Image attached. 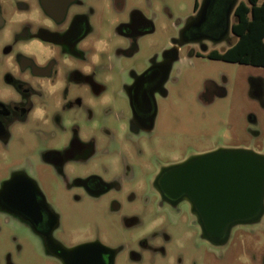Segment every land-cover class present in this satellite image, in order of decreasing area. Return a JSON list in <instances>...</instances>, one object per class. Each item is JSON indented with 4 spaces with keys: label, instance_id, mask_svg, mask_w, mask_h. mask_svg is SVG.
I'll return each mask as SVG.
<instances>
[{
    "label": "rangeland",
    "instance_id": "obj_1",
    "mask_svg": "<svg viewBox=\"0 0 264 264\" xmlns=\"http://www.w3.org/2000/svg\"><path fill=\"white\" fill-rule=\"evenodd\" d=\"M84 1V10L91 11L93 37L103 39L109 56L102 57L94 74L101 80L96 91L102 96L101 102L90 103L94 105L91 115L84 109L60 108L55 112L59 115L57 124L33 125V134L31 124L13 129L1 151L0 180L17 163L31 177L42 179L59 215L56 234L60 239L91 234L109 240L121 235L131 243L133 236L148 233L149 240L153 231L155 237L151 242L160 240L166 254L163 263L147 254L145 259L151 258L154 264H264V199L259 220L233 227L227 243L214 248L200 238L185 203L176 209L160 207L152 188V178L161 167L192 155L216 149H242L264 156V68L207 60L205 52L214 48L210 44L203 49L191 47L193 52H199V57L183 50L155 96L156 113L151 130L131 135L123 119L124 86L131 74H138L152 58L159 59L177 42L180 29L193 15L195 0H122L119 8H114L113 0ZM263 1L258 0V4ZM134 12L141 13L152 29L130 43L119 37L114 27ZM3 31L5 42L9 43L8 27ZM70 116L75 117V123L66 122ZM84 116L97 117L100 126L108 131H96L93 151L83 161L85 167L120 184V191L97 201L69 199L47 183L46 172L31 171L29 166L32 153L38 159L47 147L60 149L73 125L89 134L93 129ZM111 194L113 199L109 197ZM113 203L117 206L115 210H111ZM127 218L137 219L134 228L122 226L121 222ZM11 233H15L16 240L10 241ZM1 235L0 264L35 262L31 247H37L36 240L18 223L1 224ZM162 236L167 239H161Z\"/></svg>",
    "mask_w": 264,
    "mask_h": 264
},
{
    "label": "flooded vegetation",
    "instance_id": "obj_2",
    "mask_svg": "<svg viewBox=\"0 0 264 264\" xmlns=\"http://www.w3.org/2000/svg\"><path fill=\"white\" fill-rule=\"evenodd\" d=\"M112 2L114 8H119L122 0ZM240 2L243 1L213 0L201 27L186 30L187 23L197 16L200 7L201 2L194 1L193 15L180 29L178 40L171 44V49L157 60L149 59L150 64L138 74H131L123 91L126 99L123 119H126V129L131 135L151 130L156 113L155 96L163 88L178 53L187 50L189 55L199 57V52H193L191 47L203 49L205 44H210L214 48L205 52L207 60L234 63L221 56L236 42L231 27L236 23L234 11ZM84 3V0H0V156L13 129L31 124L30 132L33 134V125L57 124L59 115L55 112L60 108L84 109L91 115L94 105L90 103L101 102L102 96L96 92L101 80L94 74L102 57L105 54L106 58L109 56L103 39L93 37L91 11L84 10ZM7 27L9 43L4 40L3 30ZM114 28L119 37L132 43L148 34L152 25L141 13L134 12ZM68 119L66 122H76L74 116ZM84 120L92 126L89 134H83L73 125L60 149L47 147L38 159L32 153L29 166L31 171L40 169L46 172L47 183L69 199L97 201L120 191V184L113 178L105 180L85 167L83 161L93 151L96 131H108L100 126L97 117L84 116ZM34 134L37 135L36 132ZM20 167L17 163L16 168L0 180V235L1 224H11L12 221L23 227L37 244V247H31V256L35 259L31 264H154L151 258L145 259L147 254L157 257L161 263L166 260L161 241L151 242L155 237L153 231L149 240L148 233L133 236L131 243L121 235L109 237V240L91 234L60 239L56 234L60 219L52 207L46 183L31 177ZM164 167L152 178L159 206L176 209L185 203L198 226L200 238L214 248L225 245L231 229L243 224L234 225L227 235L224 233L216 240L203 238L190 203L186 199H169L156 189L159 172ZM112 195L110 199H113ZM113 204L111 210L117 207ZM137 222L135 218H127L121 224L134 228ZM9 236L10 241L16 240L15 233ZM161 239L166 240L167 237L162 236ZM85 245L90 246L86 251L75 252ZM15 248L21 254L20 247Z\"/></svg>",
    "mask_w": 264,
    "mask_h": 264
},
{
    "label": "water",
    "instance_id": "obj_3",
    "mask_svg": "<svg viewBox=\"0 0 264 264\" xmlns=\"http://www.w3.org/2000/svg\"><path fill=\"white\" fill-rule=\"evenodd\" d=\"M212 3L202 0L185 29L201 27ZM158 177L155 187L162 195L190 203L203 238L216 240L234 225L256 222L263 214L264 156L252 151L217 149L164 167Z\"/></svg>",
    "mask_w": 264,
    "mask_h": 264
},
{
    "label": "trees",
    "instance_id": "obj_4",
    "mask_svg": "<svg viewBox=\"0 0 264 264\" xmlns=\"http://www.w3.org/2000/svg\"><path fill=\"white\" fill-rule=\"evenodd\" d=\"M196 3V0H195ZM231 31L236 42L221 56L224 60L264 68V1L240 2L234 11Z\"/></svg>",
    "mask_w": 264,
    "mask_h": 264
}]
</instances>
